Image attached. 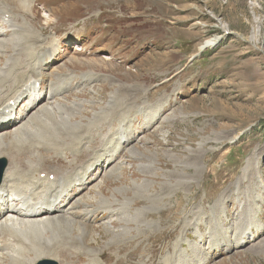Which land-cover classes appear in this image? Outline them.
<instances>
[{"label":"rangeland","instance_id":"1","mask_svg":"<svg viewBox=\"0 0 264 264\" xmlns=\"http://www.w3.org/2000/svg\"><path fill=\"white\" fill-rule=\"evenodd\" d=\"M14 3L7 2L21 15ZM33 4L27 20L43 40L15 34L27 41L18 55L10 36L1 42L9 29L0 19V87L16 92L40 71L45 93H58L46 106H59L45 130L38 127L45 167L23 177L38 159L13 153L16 174L9 170L5 186L39 201L44 171L92 179L62 186L60 207L74 231L57 240L47 234L63 247L58 261L264 264V0ZM2 10L0 18L9 14ZM51 52L54 60L39 69ZM10 54L18 62H6ZM78 236L82 242L71 239Z\"/></svg>","mask_w":264,"mask_h":264},{"label":"bare ground","instance_id":"2","mask_svg":"<svg viewBox=\"0 0 264 264\" xmlns=\"http://www.w3.org/2000/svg\"><path fill=\"white\" fill-rule=\"evenodd\" d=\"M7 2H16L14 4L17 5V9L21 12V15L15 14L13 12V9L7 4ZM34 2H35V0H0V10L5 9L10 14V15L8 14L10 17L6 16V14H5L0 19L4 23L6 29H9L10 38L13 40V43L11 45V49H12L13 53L16 55H18L19 52H21L24 49V44L27 41L24 39L26 42L25 41L23 42L22 38H20V37L17 38L16 36H15L16 38L15 37L13 38V36L15 34L16 35H17V33L22 34L23 37L27 36V34H28V37H26V39L27 38H30V39L32 38V40L33 39L34 40L42 39V38H40V35L37 33L38 31L36 32L34 30V28H32L30 26L31 25L30 21L27 20L28 19L27 16L28 15L30 16V14H32V12H33V6H34L33 3ZM6 11H3L2 13L6 12ZM17 16L20 18L18 22H16ZM6 17H9L7 21H6V19H7ZM1 36H3V34H0V37ZM5 36H3V39H1L2 43L8 42V37L6 38ZM217 38L218 37H214V38H211L210 40L205 41L199 47V50H202V49L205 50L206 47H209V46L216 44ZM42 40H41V42H42ZM25 46H27V44ZM50 46H52V45H50ZM0 47H1V45H0ZM2 48L4 49V46H2ZM73 49L77 50V49H79V47H74ZM8 50H9V48H8ZM54 53L53 52L47 53L46 57L42 58L40 60V62L38 63L39 69L42 70L45 66H49V63H51V61L49 62L48 60H54V55H55ZM11 58H14L16 60V62H18L17 60L19 59V57L15 58L13 55H11L10 58L7 59L6 62L10 63L9 61ZM16 62H14V63H16ZM33 62H34V60H33ZM12 63H13V61H12ZM14 63H13V65H15ZM6 65H7V63H6ZM18 65H20V64H18ZM21 66L23 67V65H21ZM29 66H31V65H29ZM63 76H64V74H63ZM6 77H7V75H6ZM44 78L45 77H44L43 73H40V71L34 72L33 76H31V77L28 76V81L25 82L24 84H22V86L17 91L15 90L16 92H13V93H11L9 90H4L3 88L0 87V159H2V158L7 159L9 169H11V172L13 174H16L15 173L16 172L15 167L17 166V158H16V156H12L13 153H18V152L21 153V151L25 150L26 151L25 154L29 153L31 158L34 157V158L38 159V161H36L35 159L31 162L29 161L30 162L29 163L30 167L28 168L29 171L22 173L23 177L33 176L34 172H36L38 167H45L44 164L42 163L43 162L42 160H45L46 157L44 158L42 156L41 152L37 151V149L40 150V147H41L42 151L45 150L44 147L42 148V146H40V145L45 146V144H40V143H43V139L45 140L46 138H43L44 136H41V134H40L41 131L40 132L38 131V127L41 126L40 128L42 129V127L47 124L46 118L48 116L54 117L53 114L55 113L54 111H56V109L54 107L59 106L58 104H57V106L55 105L53 107L46 106L45 101L49 100V98L56 96L58 93H57L56 89H54L53 87H50L48 93H45L43 95V90H42L41 85H40V89L37 88V85L39 84L40 81H43ZM22 83H23V81H22ZM17 86H18V84H17ZM2 94H3V96H2ZM25 101H27V102H25ZM23 102H25V103L21 107V104ZM26 103H27V105H26ZM52 117H50V119ZM42 130H45V128ZM42 132H44V131H42ZM9 136L11 137L10 141L9 140L6 141V138ZM121 139H122V141H125L122 137H121ZM7 147H10L9 151H5V148H7ZM32 149H34V152H32ZM25 154H23V155H25ZM108 157H109V155H108ZM26 158H27V156H26ZM98 158H96V159H98ZM20 163H22V162L20 161ZM50 173H52V172H50ZM22 174H21V176H22ZM13 180H14V183L16 184L17 179H13ZM8 181H10L9 178H8ZM55 181L58 184L60 182V180H55ZM23 182H25V181H23ZM75 182L76 183H74V184H77L78 180H76ZM82 184H83V182H80L79 185H82ZM79 185H75V186H79ZM83 185H85V184H83ZM59 186H61V185L59 184ZM180 186H182V185H180ZM62 189L63 190L59 189V191L57 192V194H56V195H58L57 197H55L56 196L55 195L47 203H33L31 200H25V199H23V197H21L19 195H15V194H14L15 196H13V195L11 196L13 198L12 202L8 203L6 201V198L8 197V190H6V186L3 188H0V264H36L38 261H41V260H44L47 258L51 259V260H55L59 264H63L62 261H58V259H57L58 256L62 255L61 249L63 247L59 249L58 245H52V242H51V238L57 240V239L63 237V235H66L65 233H67V231L69 233H72L74 231L73 230V226H74L73 225V222H74L73 219L71 220L69 218L66 220L65 214H67L68 211L66 212V211L62 210L63 207H60V203H62L63 200H65L67 197V194L65 192V188L62 187ZM15 190H14V192H15ZM17 190L18 191H16V192H19L18 188H17ZM9 191L11 193L13 192L11 190V188H9ZM120 192H121V190H120ZM21 194H23V193H21ZM156 194H158V193H156ZM95 198H97V197H94V199ZM101 199H102V197H101ZM102 201L103 200H101L100 202H102ZM111 201H115V200H111ZM78 202H80V201L79 200H77L76 202L74 201L72 203V205H74V207L78 208ZM107 203H108V201H107ZM80 204H81V202H80ZM105 204H106V202H105ZM110 204H111V202H110ZM101 206H102V204H101ZM42 215H43V217H42ZM118 220L122 221V222H130L128 219H119L118 218ZM75 222H77V221H75ZM235 226H237V225H235ZM81 228H82V226H81ZM83 232L85 233V229L83 230ZM210 233H211V231H210ZM47 234H50L51 238L49 236H47ZM127 235H129V234H127ZM69 236H70V234H69ZM82 237L85 240V238H84L85 236L83 235ZM71 239H73V240L75 239L79 242L83 241V239L79 238V236L77 238H71ZM41 242L44 244H42ZM71 242H72V240H71ZM215 242H216V240H215ZM73 245H74V243H73ZM70 246H71V244H70ZM74 247H75V245H74ZM82 247L84 248V246H82ZM22 248H26L23 253L20 252L22 250ZM64 248H67V247H64ZM83 248H81V249H83ZM77 249H79V248H76V250ZM77 251H79V250H77ZM8 261H10V262H8Z\"/></svg>","mask_w":264,"mask_h":264},{"label":"water","instance_id":"3","mask_svg":"<svg viewBox=\"0 0 264 264\" xmlns=\"http://www.w3.org/2000/svg\"><path fill=\"white\" fill-rule=\"evenodd\" d=\"M3 169H4V165H1L0 166V175H1L2 171H3ZM44 264H57V263H55V262H44Z\"/></svg>","mask_w":264,"mask_h":264}]
</instances>
